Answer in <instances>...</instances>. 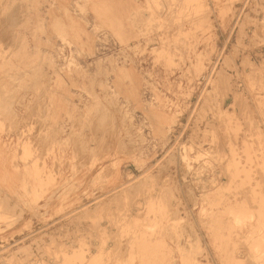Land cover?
I'll return each mask as SVG.
<instances>
[{"label": "rangeland", "instance_id": "1", "mask_svg": "<svg viewBox=\"0 0 264 264\" xmlns=\"http://www.w3.org/2000/svg\"><path fill=\"white\" fill-rule=\"evenodd\" d=\"M263 20L264 0H0V264H264Z\"/></svg>", "mask_w": 264, "mask_h": 264}, {"label": "bare ground", "instance_id": "2", "mask_svg": "<svg viewBox=\"0 0 264 264\" xmlns=\"http://www.w3.org/2000/svg\"><path fill=\"white\" fill-rule=\"evenodd\" d=\"M254 1V0H253ZM255 4V3H254ZM165 5V4H164ZM251 6V5H250ZM261 6H262V4H261ZM17 8V7H16ZM16 8H13V9H15V10H17ZM213 8V7H212ZM252 8V7H251ZM211 9V8H210ZM244 9V8H243ZM242 9V10H243ZM167 10V9H166ZM213 10V9H212ZM255 10V9H254ZM256 11V10H255ZM14 12H16V11H14ZM18 13V12H17ZM16 13V14H17ZM241 13V12H240ZM258 13V12H257ZM15 14V13H14ZM13 15V14H12ZM11 15V16H12ZM245 15H247V14H245ZM19 16V15H18ZM15 16H13V18H14ZM10 18V17H9ZM244 19H248V18H244ZM9 20V19H8ZM264 21V20H263ZM20 22V21H19ZM261 24V23H260ZM6 25V24H5ZM11 25H13V24H11ZM10 25V26H11ZM242 25V24H241ZM240 25V26H241ZM14 26V25H13ZM189 26V25H188ZM208 26V25H207ZM235 26V25H234ZM244 26V25H243ZM247 27V26H246ZM234 30V29H233ZM259 31V30H258ZM2 32V31H1ZM0 32V33H1ZM6 32V31H5ZM247 32V31H246ZM12 33V32H11ZM10 33V34H11ZM256 33H258V32H256ZM241 34V33H240ZM258 34H260V32L258 33ZM2 35V34H1ZM4 36H5V33L3 34ZM2 37V36H1ZM10 37V36H9ZM231 37V36H230ZM11 38V37H10ZM237 39H238V37H236ZM64 39H66V37L64 38ZM8 40V39H7ZM19 40V39H18ZM4 41V40H3ZM172 41V40H171ZM12 42V41H11ZM10 43V42H9ZM11 44V43H10ZM177 44V43H176ZM180 44V43H179ZM18 45V44H17ZM234 46V45H233ZM225 48H226V45H225ZM6 49V48H5ZM254 49V48H253ZM238 50V49H237ZM239 51V50H238ZM244 51V50H243ZM253 51V50H252ZM221 53H223V52H221ZM249 53V52H248ZM236 55V54H235ZM221 56V55H220ZM237 56V55H236ZM228 57V56H227ZM241 58V57H240ZM251 57H249V59H250ZM229 58H227V61H229L228 60ZM248 59V58H247ZM233 60L234 59H232V62H233ZM224 61V60H223ZM236 61V60H235ZM244 61V60H243ZM242 62V61H241ZM249 62V61H248ZM227 63V62H226ZM244 63V62H243ZM261 63V62H260ZM242 65V64H241ZM250 65V64H249ZM225 70V69H224ZM219 71V70H218ZM221 71V70H220ZM243 71V70H242ZM244 72V71H243ZM223 73V72H222ZM227 74V73H226ZM246 75V74H245ZM221 77V76H220ZM223 77V76H222ZM228 78H230V77H228ZM51 80V79H50ZM223 80V79H222ZM36 81H38V80H36ZM209 81V80H208ZM224 81V80H223ZM227 81V80H226ZM35 82V81H34ZM217 82H219V80L217 81ZM222 82V81H221ZM228 82V81H227ZM105 83H106V81H105ZM40 84V83H39ZM214 84V83H213ZM218 84H221V83H218ZM223 85V84H222ZM226 85H227V83H226ZM225 85V86H226ZM233 85V84H232ZM35 86V85H34ZM235 86V85H234ZM245 86H246V84H245ZM224 87V86H223ZM218 88V87H217ZM1 89V88H0ZM32 89V88H31ZM37 89V88H36ZM35 90V89H34ZM212 90H214L213 88H212ZM224 90H226V89H224ZM2 91V90H1ZM223 91V90H222ZM229 91H230V89H229ZM201 92H203V91H201ZM210 92V91H209ZM225 92V91H224ZM2 93V92H1ZM42 93V92H41ZM95 93H96V91H95ZM220 93H221V91H220ZM226 93H228V91L226 92ZM235 93V92H234ZM39 94V93H38ZM6 96V95H5ZM229 96V95H228ZM235 96V95H234ZM209 98V97H208ZM20 99V98H19ZM37 99V98H36ZM39 99V98H38ZM40 100V99H39ZM48 100V99H47ZM225 100V99H224ZM42 101V100H41ZM237 102H238V100H236ZM245 102H246V100H244ZM29 102V101H28ZM36 102V101H35ZM108 102V101H107ZM244 102V103H245ZM48 103V102H47ZM47 103H45V105L47 104ZM239 103V102H238ZM237 103V104H238ZM244 103H242V104H244ZM22 104V103H21ZM241 104V103H240ZM114 105V104H113ZM205 105V104H204ZM239 105V104H238ZM246 105H247V103H246ZM245 105V106H246ZM24 106V105H23ZM44 106V105H43ZM207 106V105H206ZM236 106V105H235ZM13 107V106H12ZM249 107H250V105H249ZM33 108V107H32ZM104 108V107H103ZM197 108V107H196ZM207 108V107H206ZM219 108V107H218ZM47 109V108H46ZM116 109V108H115ZM210 109V108H209ZM12 110H13V108H12ZM100 110V109H99ZM206 110V109H205ZM226 110H228V109H226ZM241 110V109H240ZM239 110V111H240ZM8 111V110H7ZM102 111V110H101ZM103 111H105V110H103ZM114 111V110H113ZM194 111V110H193ZM236 111V110H235ZM15 112V111H14ZM100 112V111H99ZM112 112V111H111ZM202 112V111H201ZM252 112V111H251ZM250 112V113H251ZM45 113V112H44ZM98 113V112H97ZM101 113V112H100ZM253 113V112H252ZM15 114V113H14ZM112 114H113V112H112ZM205 114V113H204ZM81 115H83V114H81ZM93 115H94V113H93ZM101 115V114H100ZM100 115H98V116H100ZM200 115V114H199ZM13 116V115H12ZM34 116V115H33ZM112 116V115H111ZM203 116V115H202ZM254 116V115H253ZM36 117V116H35ZM93 117V116H92ZM26 118V117H25ZM28 118V117H27ZM104 118V117H103ZM120 118V117H119ZM198 118V117H197ZM247 118V117H246ZM81 119V118H80ZM12 120V119H11ZM15 120V119H14ZM17 120V119H16ZM198 120V119H197ZM91 121V120H90ZM100 121H101V119H100ZM103 121V120H102ZM227 122V121H226ZM28 123V122H27ZM97 123V122H96ZM95 123V124H96ZM110 123V122H109ZM198 123V122H197ZM202 123V122H201ZM18 124V123H17ZM93 124V123H92ZM14 125V124H13ZM44 125V124H43ZM98 125V124H97ZM108 125V124H107ZM118 125V124H117ZM245 125V124H244ZM14 126H16V125H14ZM100 126V125H99ZM115 126V125H114ZM126 126V125H125ZM13 127V126H12ZM20 127V126H19ZM108 127V126H107ZM118 127V126H117ZM218 127V126H217ZM82 128V127H81ZM101 128V127H100ZM114 128V127H113ZM116 128V127H115ZM197 128V127H196ZM15 128H13V130H14ZM17 129V128H16ZM42 129V128H41ZM105 129H106V127H105ZM112 129V128H111ZM8 130V129H7ZM115 130V129H114ZM220 130V129H219ZM37 132H38V130H36ZM94 131V130H93ZM197 131V130H196ZM95 132V131H94ZM93 132V133H94ZM102 132V131H101ZM105 132H106V130H105ZM115 132V131H114ZM194 132V131H193ZM200 132V131H199ZM205 132V131H204ZM35 133V132H34ZM90 133V132H89ZM96 133V132H95ZM116 133V132H115ZM62 134V133H61ZM103 134V133H102ZM19 135V134H18ZM22 135V134H21ZM95 135V134H94ZM97 135V134H96ZM240 135V134H239ZM34 136V135H33ZM54 137V136H53ZM206 137V136H205ZM86 138L87 139H89L88 138V136H86ZM108 138V137H107ZM193 138V137H192ZM81 139V138H80ZM113 139H115V138H113ZM182 139V138H181ZM79 140V139H78ZM110 140V139H109ZM223 140V139H222ZM34 141V140H33ZM87 141V140H86ZM106 141H108V140H106ZM114 141V140H113ZM41 142V141H40ZM51 142V141H50ZM222 142V141H221ZM74 143V142H73ZM105 143V142H104ZM103 143V144H104ZM223 143V142H222ZM41 144V143H40ZM50 144V143H49ZM48 144V145H49ZM60 144V143H59ZM79 144V143H78ZM83 144V143H82ZM224 144V143H223ZM39 145V144H38ZM46 145V144H45ZM90 145V144H89ZM107 145V143L106 144H104V146H106ZM126 145V144H125ZM36 146V145H35ZM225 146V145H224ZM48 147V146H47ZM79 147V146H78ZM96 147V146H95ZM46 148V147H45ZM90 148H91V146H90ZM94 148V147H93ZM102 148V147H101ZM113 148V147H112ZM121 148V147H120ZM104 149V148H103ZM109 149H111V148H109ZM74 150V149H73ZM80 150V149H79ZM108 150V149H107ZM173 150V149H172ZM226 150V149H225ZM20 151H22V150H20ZM19 151V152H20ZM91 151H93V150H91ZM104 151V150H103ZM103 151H102V153H103ZM175 151V150H174ZM128 152V151H127ZM80 153V152H79ZM82 153V152H81ZM85 153H86V151H85ZM108 153V152H107ZM20 154H22V153H20ZM213 154V153H212ZM44 155V154H43ZM99 155V154H98ZM101 155V154H100ZM105 155V154H104ZM80 156V155H79ZM103 157V156H102ZM77 158V157H76ZM212 158V157H211ZM244 158V157H243ZM90 158H88V160H89ZM169 159V158H168ZM213 159V158H212ZM79 160H80V158H79ZM176 160V159H175ZM29 161V160H28ZM90 161V160H89ZM97 161V160H96ZM168 161V160H167ZM15 162V161H14ZM34 162V161H33ZM85 162V161H84ZM218 162V161H217ZM87 163V162H86ZM169 163V162H168ZM177 163V162H176ZM178 163H180V162H178ZM79 164V163H78ZM170 164V163H169ZM41 165H42V163H41ZM85 165V164H84ZM177 165V164H176ZM180 165V164H179ZM224 165V164H223ZM222 165V166H223ZM57 167H58V165H56ZM181 166V165H180ZM82 167V166H81ZM162 167V166H161ZM68 168V167H67ZM79 168H80V166H79ZM78 168V169H79ZM225 168H226V165H225ZM90 169V168H89ZM68 170V169H67ZM227 169H225V171H226ZM91 171V170H90ZM180 171H181V169H180ZM189 171V170H188ZM179 172V171H178ZM188 173V172H187ZM226 173V172H225ZM106 174V173H105ZM145 175V174H144ZM104 176V175H103ZM142 176V175H141ZM141 176H139V177H141ZM180 176V175H179ZM229 176V175H228ZM227 177V176H226ZM231 177V176H230ZM261 177H263V176H261ZM149 179H150V177H148ZM162 178H164V177H162ZM161 178V179H162ZM218 178V177H217ZM145 179V178H144ZM264 179V178H263ZM3 180V179H2ZM147 180V179H146ZM227 180H228V178H227ZM133 181V180H132ZM136 181V180H135ZM142 181V180H141ZM196 181V180H195ZM177 182V181H176ZM126 183V182H125ZM186 183V182H185ZM221 183V182H220ZM141 184V183H140ZM145 184V183H144ZM174 184V183H173ZM223 184V183H222ZM130 185V184H129ZM135 185V184H134ZM158 185V184H157ZM225 185V184H224ZM139 186V185H138ZM150 186V185H149ZM159 186V185H158ZM122 187V186H121ZM120 187V188H121ZM162 187V186H161ZM164 187V186H163ZM162 187V188H163ZM223 187V186H222ZM119 188V187H118ZM119 188V189H120ZM143 188V187H142ZM149 188V187H148ZM167 188V187H166ZM169 189H171V188H169ZM168 189V190H169ZM224 189V188H223ZM126 190V189H125ZM145 190V189H144ZM246 190V189H245ZM122 191V190H121ZM162 191V190H161ZM173 191V190H172ZM171 191V192H172ZM242 191V190H241ZM115 192V191H114ZM178 192V191H177ZM222 192V191H221ZM0 193H2V192H0ZM109 193V192H108ZM133 193V192H132ZM160 193V192H159ZM193 193V192H192ZM136 194V193H135ZM134 194V195H135ZM170 194V193H169ZM189 194V193H188ZM243 194V193H242ZM1 195V194H0ZM137 195V194H136ZM160 195V194H159ZM171 195V194H170ZM191 195V194H190ZM16 196V195H15ZM158 196V195H157ZM163 196V195H162ZM226 196H228V195H226ZM6 197V196H5ZM14 197V196H13ZM115 197H116V195H115ZM119 197V196H118ZM135 197V196H134ZM133 197V198H134ZM153 197V196H152ZM7 198V197H6ZM109 198V197H108ZM155 198V197H154ZM184 198V197H183ZM190 198V197H189ZM243 198H245V197H243ZM2 199H4V198H2ZM13 199V198H12ZM112 199V198H111ZM197 199V198H196ZM9 200V199H8ZM105 200H106V198H105ZM119 200H122V198L120 197V199ZM166 200V199H165ZM231 200V199H230ZM246 200H248V199H246ZM2 201V200H1ZM15 201V200H14ZM103 201V200H102ZM113 201V200H112ZM176 201V200H175ZM5 202H6V200H5ZM16 202V201H15ZM118 202V201H117ZM138 202V201H137ZM156 202V201H155ZM215 202H217V201H215ZM3 203V202H2ZM186 203V202H185ZM231 203V202H230ZM252 203V202H251ZM92 204V203H91ZM110 204V203H109ZM180 204H182V203H180ZM228 204V203H227ZM5 205V204H4ZM6 206H7V203H6ZM15 206H17V205H15ZM19 206H20V204H19ZM99 206V205H98ZM111 206V205H110ZM186 206H188V205H186ZM5 207V206H4ZM3 207V208H4ZM7 207H9V206H7ZM12 207V206H11ZM112 207V206H111ZM13 208V207H12ZM12 208H9V209H12ZM26 208H28V207H26ZM80 208H82V207H80ZM85 208V207H84ZM87 208V207H86ZM98 208V207H97ZM102 208V207H101ZM124 208V207H123ZM129 208V207H128ZM187 208V207H186ZM227 208H228V205H227ZM34 209V208H33ZM36 209V208H35ZM229 209V208H228ZM255 209V208H254ZM24 210V209H23ZM76 210V209H75ZM99 210H100V208H99ZM107 210V209H106ZM109 210V209H108ZM112 210V209H111ZM125 210V209H124ZM171 210V209H170ZM187 210V209H186ZM192 210V209H191ZM220 210V209H219ZM226 210V209H225ZM77 211V210H76ZM89 211V210H88ZM233 211V210H232ZM235 211V210H234ZM11 212V211H10ZM37 212V211H36ZM85 212H86V210H85ZM91 212V211H90ZM106 212V211H105ZM126 212V211H125ZM147 212V211H146ZM171 212V211H170ZM180 212V211H179ZM218 212V211H217ZM222 212V211H221ZM224 212V211H223ZM222 212V213H223ZM73 213V212H72ZM95 213H96V211H95ZM128 213V212H127ZM157 213V212H156ZM218 213H220V212H218ZM225 213H227V212H224V214ZM105 214V213H104ZM188 214V213H187ZM70 215V214H69ZM86 215V214H85ZM106 215V214H105ZM193 215V214H192ZM89 216V215H88ZM236 216V215H235ZM239 216V215H238ZM65 217V216H64ZM142 217V216H141ZM177 217V216H176ZM189 217V216H188ZM240 217V216H239ZM242 217V216H241ZM240 217V218H241ZM95 218V217H94ZM122 218H123V216H122ZM182 218V217H181ZM237 218V217H236ZM253 218H254V216H253ZM61 219V218H60ZM59 219V220H60ZM63 219V218H62ZM74 219V218H73ZM130 219V218H129ZM167 219V218H166ZM177 219H180V218H177ZM190 219V218H189ZM225 219H227V218H225ZM224 219V220H225ZM229 219V218H228ZM227 219V220H228ZM243 219V218H242ZM247 219V218H246ZM245 219V220H246ZM83 220V219H82ZM94 220V219H93ZM101 220V219H100ZM209 220V219H208ZM258 220V219H257ZM129 221V220H128ZM178 221V220H177ZM189 221V220H188ZM55 222V221H54ZM58 222V221H57ZM82 221H80V223H81ZM190 222V221H189ZM230 222V221H229ZM236 222V221H235ZM71 223H72V221H71ZM134 223V222H133ZM159 223V222H158ZM212 223V222H211ZM219 223V222H218ZM50 224V223H49ZM187 224V223H186ZM185 224V225H186ZM199 224V223H198ZM210 224V223H209ZM226 223H224V225H225ZM239 224V223H238ZM64 225V224H63ZM215 225V224H214ZM223 225V226H224ZM187 226V225H186ZM62 227V226H61ZM183 227V226H182ZM202 227H204V226H202ZM60 228V227H59ZM64 228V227H63ZM97 228V227H96ZM219 228V227H218ZM95 229V228H94ZM98 229V228H97ZM191 229H192V227H191ZM194 229V228H193ZM233 229V228H232ZM264 229V228H263ZM152 230V229H151ZM166 230V229H165ZM185 230V229H184ZM255 230V229H254ZM38 231V230H37ZM99 231H100V229H99ZM103 231V230H102ZM101 231V232H102ZM183 231V230H182ZM201 231V230H200ZM67 232H68V230H67ZM133 232V231H132ZM162 232V231H161ZM192 232V231H191ZM197 232V231H196ZM239 232V231H238ZM36 233V232H35ZM138 233V232H137ZM172 233V232H171ZM178 233V232H177ZM176 233V234H177ZM181 233V232H180ZM75 234V233H74ZM77 234H78V232H77ZM98 234H99V232H98ZM141 234V233H140ZM143 234V233H142ZM185 234V233H184ZM187 234V233H186ZM193 234V233H192ZM232 234V233H231ZM110 235V234H109ZM144 235V234H143ZM143 235H141V237L143 236ZM157 235V234H156ZM173 235V234H172ZM202 235V234H201ZM64 236V235H63ZM67 236V235H66ZM75 236V235H74ZM86 236V235H85ZM136 236H137V234H136ZM140 236V235H139ZM145 236V235H144ZM152 236V235H151ZM51 237H53V236H51ZM98 237V236H97ZM147 237V236H146ZM196 237V236H195ZM40 238V237H39ZM60 238V237H59ZM92 238V237H91ZM95 238V237H94ZM99 238V237H98ZM145 238V237H144ZM143 237H142V239H144ZM151 238V237H150ZM192 238V237H191ZM136 239H139L138 237H136ZM141 239V240H142ZM160 239V238H159ZM176 239V238H175ZM182 239V238H181ZM40 240V239H39ZM171 240V239H170ZM174 240V239H173ZM251 240V239H250ZM52 241V240H51ZM135 241V240H134ZM257 241V240H256ZM55 242V241H54ZM137 242H138V240H137ZM140 242V241H139ZM145 242V241H144ZM173 242V241H172ZM176 242V241H175ZM180 242V241H179ZM197 242V241H196ZM15 244V243H14ZM115 244V243H114ZM123 244H125V243H123ZM136 244H138V243H136ZM192 244V243H191ZM194 244V243H193ZM197 244V243H196ZM195 244V245H196ZM92 245V244H91ZM130 245H131V243H130ZM133 245V244H132ZM139 245V244H138ZM150 245V244H149ZM185 245V244H184ZM189 244H187V246H188ZM260 245V244H259ZM25 246V245H24ZM33 246V245H32ZM40 246V245H39ZM141 246V245H140ZM144 246V245H143ZM261 246V245H260ZM10 247V246H9ZM26 247V246H25ZM59 247V246H58ZM97 247V246H96ZM133 247V246H132ZM153 247V246H152ZM151 247V248H152ZM156 247V246H155ZM190 247V246H189ZM138 248H140V247H138ZM184 248H187V247H184ZM4 249V248H3ZM45 249V248H44ZM148 249V248H147ZM192 249V248H191ZM47 250V249H46ZM139 250V249H138ZM197 250V249H196ZM202 250V249H201ZM200 250V251H201ZM219 250V249H218ZM241 250V249H240ZM2 251V250H1ZM16 251V250H15ZM27 251V250H26ZM251 251V250H250ZM250 251H248V252H250ZM28 252H29V250H28ZM47 252V251H46ZM81 252V251H80ZM98 252H99V250H98ZM187 252V251H186ZM189 252V251H188ZM191 252H193V251H191ZM190 252V253H191ZM241 252V251H240ZM11 253V252H10ZM30 253H32V252H30ZM133 253V252H132ZM196 253H197V251H196ZM247 253V252H246ZM15 254V253H14ZM17 254V253H16ZM47 254V253H46ZM202 254V253H201ZM11 255V254H10ZM13 255V254H12ZM28 255V254H27ZM136 255V254H135ZM253 255V254H252ZM31 256V255H30ZM43 256V255H42ZM129 256V255H128ZM162 256H163V254H162ZM166 256V255H165ZM164 256V257H165ZM197 256V255H196ZM195 256V257H196ZM250 256V255H249ZM255 256V255H254ZM9 257V256H8ZM13 257H15V256H13ZM21 257V256H20ZM163 257V258H164ZM166 258V257H165ZM192 258V257H191ZM30 259V258H29ZM189 259V258H188ZM214 259V258H213ZM22 260V259H21ZM43 260V259H42ZM49 260V259H48ZM189 260H192V259H189ZM196 260V259H195ZM215 260V259H214ZM213 260V261H214ZM253 260V259H252ZM14 261V260H13ZM23 261H25V260H23ZM28 261H30V260H28ZM129 261V260H128ZM188 261V260H187ZM45 262V261H44ZM189 263H190V261H188ZM186 263V262H185ZM13 264V263H12ZM58 264V263H57ZM195 264H196V262H195ZM199 264H200V262H199Z\"/></svg>", "mask_w": 264, "mask_h": 264}]
</instances>
